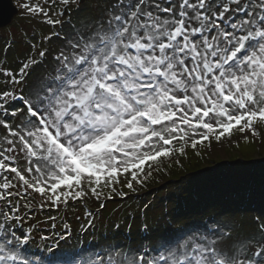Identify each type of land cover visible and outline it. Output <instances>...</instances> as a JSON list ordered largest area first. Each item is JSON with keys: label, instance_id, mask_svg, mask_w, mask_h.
I'll return each mask as SVG.
<instances>
[{"label": "snow or ice", "instance_id": "6c2138e0", "mask_svg": "<svg viewBox=\"0 0 264 264\" xmlns=\"http://www.w3.org/2000/svg\"><path fill=\"white\" fill-rule=\"evenodd\" d=\"M19 7L42 27L23 32L15 58L12 43L0 53V264H53L33 247L51 253L73 228L44 213L95 201L79 237L106 201L143 187L161 158L231 144L236 132L237 144L264 138V0ZM254 194L261 211L250 219L219 216L165 234L146 204L135 233L114 222L96 250L62 251L55 264H264V173Z\"/></svg>", "mask_w": 264, "mask_h": 264}, {"label": "rangeland", "instance_id": "374dc122", "mask_svg": "<svg viewBox=\"0 0 264 264\" xmlns=\"http://www.w3.org/2000/svg\"><path fill=\"white\" fill-rule=\"evenodd\" d=\"M14 1L18 7L25 2V0ZM88 1L85 0L86 5L94 2V0ZM19 9L20 12L13 18L11 24L0 29V53L3 52L6 43H12L10 58H15L18 50L24 47L22 44L24 31L31 34L34 28L42 27L37 20L24 18L25 13L22 8L19 7ZM79 15L98 16L99 13L86 11ZM259 130L264 133V127ZM240 136V133H234L231 144L226 142L221 144L213 140L210 148L206 145L203 147L198 145L195 150L188 147L186 156L177 154L170 160L161 158L159 165H153L152 175L145 180L143 187L136 185V192H130L127 188H123V191L127 193L126 196H116L106 201V207L99 209L103 213L97 217L95 228L89 229L87 233H81L79 237L75 233L79 231L81 223H86V220L83 219L84 213L89 209L95 212L99 207L95 201H89L87 204L76 203L75 205H71L70 202L71 206L66 210L61 209L58 213L52 211L42 214V216L65 217L72 224L73 236L66 242H60L61 251L53 250L49 253L43 247L34 246L35 255L40 254V258L52 260L55 264L58 259L63 258L62 251L66 253L80 248L94 251L96 250L95 245L100 239L112 234L114 222L121 224V235L127 232V224L132 225L135 233L138 225L142 227L140 211L144 205H150L148 194L158 195L157 191L160 192L171 184L181 183L180 180H183L185 184L184 189L178 193L179 199L172 200L170 203L158 199L153 205H150L149 223L153 224L157 233L165 234L169 229L178 231L184 226L204 228L219 216H234L237 220L250 219L255 214L254 205L256 213L261 211L259 196L255 199L249 197L258 195L254 194L259 190L257 181L260 182L261 175L264 173V138L254 141L249 135L248 142L241 138L237 144V137ZM175 146L179 147L178 144ZM197 151H199V155L196 154ZM177 160L179 163L176 162ZM221 165L222 169L216 170V167ZM145 170H148L147 165ZM215 170V175H212L210 172ZM158 197L165 199L160 195ZM77 216L81 217V220L78 221ZM42 227L44 234L47 235L51 232L47 225H42ZM60 230L61 225L58 220L57 231ZM48 243L52 244L53 241L50 240ZM87 255L88 253H85V256Z\"/></svg>", "mask_w": 264, "mask_h": 264}, {"label": "trees", "instance_id": "16d2710c", "mask_svg": "<svg viewBox=\"0 0 264 264\" xmlns=\"http://www.w3.org/2000/svg\"><path fill=\"white\" fill-rule=\"evenodd\" d=\"M222 165L221 166H219V167H216V170H221L222 169ZM216 170L215 171H211L210 173L212 174V175H215V173H216ZM181 181V183H176V184H171V185H169V187H165L162 191H160V192H158L157 191V193H158V195L157 194H148L149 196H150V198H149V204L150 205H153L156 201H158V199L159 200H162V201H164V200H166L167 202H169L170 203V201H172V200H177V199H179L177 196H179V194L178 193H180L181 192V190H183L184 189V181L183 180H180ZM257 183L259 184L260 182L259 181H257ZM175 185H177V186H175ZM169 188V189H168ZM177 189V190H176ZM167 191H169L168 193H166V194H164L165 192H167ZM176 194V195H175ZM178 194V195H177ZM163 196V197H165V199H160V197H158V196ZM152 197V198H151ZM177 197V198H176ZM258 198V195H255V196H253V197H249V198ZM181 198V197H180ZM182 200H183V198H182ZM181 200V201H182ZM142 201V200H141ZM144 202H145V200H144ZM185 202V201H184ZM253 211H254V213H256V207H255V205L253 206Z\"/></svg>", "mask_w": 264, "mask_h": 264}, {"label": "water", "instance_id": "95a60500", "mask_svg": "<svg viewBox=\"0 0 264 264\" xmlns=\"http://www.w3.org/2000/svg\"><path fill=\"white\" fill-rule=\"evenodd\" d=\"M18 14L12 0H0V28L11 24L13 18Z\"/></svg>", "mask_w": 264, "mask_h": 264}, {"label": "bare ground", "instance_id": "6f19581e", "mask_svg": "<svg viewBox=\"0 0 264 264\" xmlns=\"http://www.w3.org/2000/svg\"><path fill=\"white\" fill-rule=\"evenodd\" d=\"M58 251H61V248H58Z\"/></svg>", "mask_w": 264, "mask_h": 264}]
</instances>
